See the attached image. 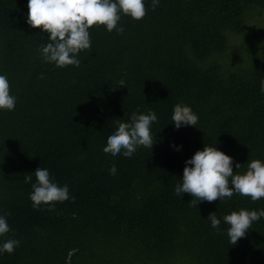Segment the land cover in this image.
I'll return each mask as SVG.
<instances>
[{"label":"trees","instance_id":"16d2710c","mask_svg":"<svg viewBox=\"0 0 264 264\" xmlns=\"http://www.w3.org/2000/svg\"><path fill=\"white\" fill-rule=\"evenodd\" d=\"M148 8L141 18L122 14L123 31L93 26L79 67H56L40 55L47 34L26 23L27 0H0V74L17 97L14 110L0 111V211L11 213L12 229L0 241H21L0 264H264V217L237 244L223 221L264 208V198L199 203L175 193L185 161L206 143L234 162L264 160V21L249 27L264 0ZM181 102L198 114L196 126L175 127ZM138 109L157 113L153 147L132 157L105 151L117 119ZM39 167L74 199L33 208L24 178Z\"/></svg>","mask_w":264,"mask_h":264},{"label":"clouds","instance_id":"9594fccd","mask_svg":"<svg viewBox=\"0 0 264 264\" xmlns=\"http://www.w3.org/2000/svg\"><path fill=\"white\" fill-rule=\"evenodd\" d=\"M155 10L160 0H27L28 12L26 23L46 33L48 42L41 45L40 55L47 63L56 67L74 65L79 67V53L92 46L90 29L102 25L111 32L113 29L123 31L125 25L119 23L122 14L135 18L143 17L149 10L148 4ZM119 86L126 85V78L121 76ZM114 84L112 88H119ZM264 92V81H261ZM17 97L11 94L10 82L6 75L0 74V111L15 109ZM171 119L177 129L182 126H196L199 116L190 105L177 103ZM158 121L154 110L141 112L139 109L131 114L129 120L117 119V124L107 135L103 145L105 151L113 154L132 157L140 146L153 147L152 125ZM177 150L182 145H172ZM234 166L238 171L234 172ZM246 166L245 172H240ZM110 172L115 175L117 167L111 165ZM35 181L33 182V175ZM25 183L31 185L29 198L32 207L39 209L42 205L54 208L57 202L63 203L73 198L68 184H59L46 167H39L34 173L25 176ZM175 193H184L203 201H220L231 198L234 194L250 197L253 201L264 198V160H248L246 164L234 162V158L217 147V144L206 143L185 161L181 182L175 186ZM190 202H193L192 199ZM11 213L0 211V237L12 231L8 222ZM264 217V208L249 210L241 208L223 216L229 225L227 235L230 242H237L245 237L254 221ZM211 227L220 230L221 219L216 212L207 217ZM21 244L19 239L0 241V256L12 254Z\"/></svg>","mask_w":264,"mask_h":264},{"label":"rangeland","instance_id":"374dc122","mask_svg":"<svg viewBox=\"0 0 264 264\" xmlns=\"http://www.w3.org/2000/svg\"><path fill=\"white\" fill-rule=\"evenodd\" d=\"M252 19V18H251ZM250 19V23H249V27H254L255 25V21L257 23H261L264 21V11L260 12L259 14L256 15V18ZM250 48H253V46L249 45ZM243 49V47H240L239 51ZM226 66V65H225ZM226 67H229V66H226ZM241 65L237 66L236 68H240Z\"/></svg>","mask_w":264,"mask_h":264}]
</instances>
